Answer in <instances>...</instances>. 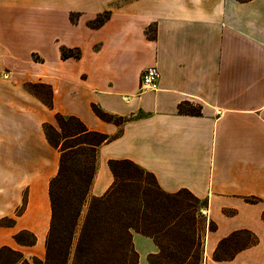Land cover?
<instances>
[{
	"label": "crops",
	"instance_id": "0c3cea01",
	"mask_svg": "<svg viewBox=\"0 0 264 264\" xmlns=\"http://www.w3.org/2000/svg\"><path fill=\"white\" fill-rule=\"evenodd\" d=\"M119 1L0 0V219H15L0 225V246L45 256L60 151L43 124L60 112L114 137L98 149L90 196L113 183L110 159H131L165 191L207 200L217 227L206 230L202 264H264V0ZM105 10L102 25H89ZM63 46L81 57L64 58ZM149 66L160 70L158 89L141 86ZM31 84L50 87L52 107ZM182 101L202 114L180 113ZM93 105L129 119L103 120ZM22 229L35 245L15 241ZM242 229L258 242L215 260L220 241ZM133 242L139 264H154V240L133 231Z\"/></svg>",
	"mask_w": 264,
	"mask_h": 264
},
{
	"label": "trees",
	"instance_id": "16d2710c",
	"mask_svg": "<svg viewBox=\"0 0 264 264\" xmlns=\"http://www.w3.org/2000/svg\"><path fill=\"white\" fill-rule=\"evenodd\" d=\"M110 14V10H105L89 25H102ZM72 20H76L75 14H72ZM151 29L148 30V36L154 38ZM81 55L80 48L62 47L64 58H79ZM38 85L31 84L30 87L32 89ZM40 86L47 88V93H37L52 107L50 87ZM93 109L101 119L116 124L129 119L108 113L97 105H93ZM178 110L182 114H202V106L190 101H182ZM55 120L56 125L49 122L43 124L48 142L60 151L59 169L49 184L51 219L45 238V256L27 257L19 248L0 246V263L139 264V253L133 242V231H137L151 237L159 247L157 253L149 255L150 262L198 264L196 250L199 233L196 219L195 215L189 214L190 199L181 196L184 193L190 195L193 201L202 203V208L207 207V200L188 189L165 191L152 172L131 159H110L108 164L114 176L113 183L104 194L90 196L97 173L98 149L114 137L88 129L81 119L73 115L56 112ZM88 198L87 213L78 230ZM246 199L258 201L256 197ZM24 206L16 215L20 214ZM14 222V218L0 219V225L11 226ZM208 223L209 230L216 229L213 220L208 219ZM245 235L252 240L234 248L239 241H245ZM14 239L21 246H32L37 242L36 234L27 229L17 231ZM257 242L258 237L250 230H237L220 241L213 258L230 259L239 250ZM224 247L232 250L221 254Z\"/></svg>",
	"mask_w": 264,
	"mask_h": 264
},
{
	"label": "rangeland",
	"instance_id": "374dc122",
	"mask_svg": "<svg viewBox=\"0 0 264 264\" xmlns=\"http://www.w3.org/2000/svg\"><path fill=\"white\" fill-rule=\"evenodd\" d=\"M124 1H126V0H120L119 2L121 3ZM75 17H76V15H75ZM33 58L38 59L39 56L33 55ZM32 90H35L36 92H38L40 94L43 93L44 95L47 93V88H44L41 86H35L32 88ZM3 126H6V124L2 120H0V127H3ZM0 181L1 182L5 181V183L7 182V180L5 178H2V179L0 178ZM181 197L190 199L189 214H190V216L195 215L197 232L199 233L198 245H197L198 249L196 250V262L198 264H202V262H203L202 260L204 258L203 250H204V242H205V237H206V230H207V227L209 224L208 223V217L205 215L206 211H205V208H202V203L193 201L191 196L188 194H185V193ZM89 199L90 198H88L85 206L83 207L82 214L80 217V226H79L78 230L80 229L81 224L83 223V221L85 219L88 204H89ZM4 221H7V220H4ZM244 240L245 241H242L241 243L239 241L238 245H235L234 248L243 245L246 241L252 240V238L250 236L245 235ZM224 248H223L224 250L221 252V254H225L226 252H229L232 250L231 248H230L231 249L230 250L229 247H224ZM202 256H203V258H202Z\"/></svg>",
	"mask_w": 264,
	"mask_h": 264
},
{
	"label": "built area",
	"instance_id": "2783aa9c",
	"mask_svg": "<svg viewBox=\"0 0 264 264\" xmlns=\"http://www.w3.org/2000/svg\"><path fill=\"white\" fill-rule=\"evenodd\" d=\"M160 70L157 66H149L141 74V86L144 89H158Z\"/></svg>",
	"mask_w": 264,
	"mask_h": 264
}]
</instances>
